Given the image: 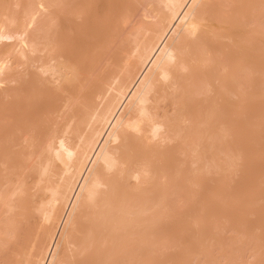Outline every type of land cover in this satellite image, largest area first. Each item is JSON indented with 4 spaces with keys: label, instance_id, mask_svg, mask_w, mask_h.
Returning <instances> with one entry per match:
<instances>
[{
    "label": "bare ground",
    "instance_id": "6f19581e",
    "mask_svg": "<svg viewBox=\"0 0 264 264\" xmlns=\"http://www.w3.org/2000/svg\"><path fill=\"white\" fill-rule=\"evenodd\" d=\"M141 1L94 69L92 25L38 29L43 13L58 23L64 0L0 11V173L11 143L42 142L6 264H154L179 245L201 177L230 160L235 127L247 135L250 109L263 108L264 0ZM15 6L21 24L8 19ZM0 205L11 208L1 195Z\"/></svg>",
    "mask_w": 264,
    "mask_h": 264
},
{
    "label": "rangeland",
    "instance_id": "374dc122",
    "mask_svg": "<svg viewBox=\"0 0 264 264\" xmlns=\"http://www.w3.org/2000/svg\"><path fill=\"white\" fill-rule=\"evenodd\" d=\"M2 1L4 4L2 7L0 6V11L9 7L13 2V0L12 2L11 0ZM27 1L21 0L22 4ZM67 1L64 0V5L67 3L66 5H69L67 9L69 8V10L66 9V12L64 9L63 12L61 11L62 13L58 14V23L56 16V20L52 24L55 16L53 13V16L49 15L50 13L47 15L43 13L41 17L39 14L41 24L38 29L42 31L47 29L54 30V27L58 24L56 27H59V30H87V25H92L90 26L91 28L88 27V30L96 35L88 38L90 43H88L89 50L87 51L92 57L90 58V55L88 56L87 54V57H89L87 58V63L93 69L94 67H99V65L93 64L94 55L97 53L102 55L105 52L104 44H106V41H111L113 44L118 41L119 34L125 32L128 28V25L125 27L126 24H124L125 18L131 19L130 16L132 19L136 18L138 10H141L140 5L142 2L141 0ZM11 10L12 12L8 19L16 21L19 18V24L26 21V16H20L21 7L15 6ZM51 10L54 11L53 9ZM126 10H132V13L134 12L133 15ZM87 13L89 16L91 15L90 17L88 16V20H91L89 21L91 23H87ZM129 14L130 16H128ZM91 29L93 30L91 31ZM93 51L95 52L92 54ZM96 70L94 73L97 72L98 80H101L104 77V73H98L100 68ZM252 106L254 108L256 104ZM259 106L262 105L259 104ZM259 106L258 104L256 106L259 109H250L253 112L248 114L250 116V118L248 117L249 120L251 119V127H248L250 128L249 135H246V132L243 134L242 128L235 127L239 136L237 137L240 138L239 143L246 139V142L243 141L245 142L244 144L242 142L238 145V138H236L235 143L238 146H234L232 154L236 157H231V153L229 156L230 160H227L226 156L225 158L222 156L225 161L227 160L226 163L220 161L223 159L219 157L220 159L218 158L217 167L215 168L216 173L214 170L212 171L214 176H212V173H209L210 175L207 174V176L204 174L205 176L203 175L200 179V181L203 180V182L201 181L202 183L199 182L203 185H200L201 187L199 188L202 193L200 194L197 191L195 195L198 196H195V200L191 201L194 204L188 203V207H186L187 205L184 206L182 214L184 215L183 219L186 226L183 228V225L182 232L184 231V234H181L185 236V239L183 242L180 241L184 238H182V235L180 236L181 239H177V242L180 241V243L175 242V239L170 242V246L182 243L181 246L175 245L169 248L165 252L168 255L167 257L164 256L165 253L161 254L158 252L156 254L158 257H155L156 262L154 264H157L158 260H162L160 258L161 255L164 256L163 259L166 257L164 260L167 264H264V106L263 108ZM46 127L50 128L51 123H47ZM238 128L242 129L241 132L238 131ZM239 132L243 136H240ZM41 144L42 142L39 141L29 147L22 140H17L8 147L9 166L7 172L0 173V195L8 201L11 208L8 211L6 207L0 205V264H4L2 262L5 261L6 257V253H4L6 252V247L2 244H6L7 241V227H10L15 218H18L20 222L23 221L24 217L21 209L26 200L30 199L32 191L34 193L36 190L37 174H39L38 170H40V159L37 155ZM238 153H240V159ZM231 164L234 166L232 167ZM218 166L220 167L218 168ZM17 186L22 187L21 189L24 190L23 194L19 195L16 193V197L11 196ZM31 189L34 190L30 191ZM25 193L26 196L29 193L27 198L24 196ZM198 197L201 198L198 199ZM23 200L25 201L24 203ZM198 201L199 203H195ZM20 218H23L22 221ZM16 219L15 221L19 222ZM176 247L180 248L177 249ZM1 248H5L4 251ZM161 262L163 263V261ZM163 264L166 263L164 262Z\"/></svg>",
    "mask_w": 264,
    "mask_h": 264
}]
</instances>
